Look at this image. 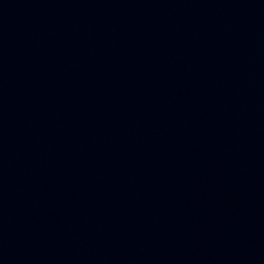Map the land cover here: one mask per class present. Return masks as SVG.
Masks as SVG:
<instances>
[{"label": "water", "instance_id": "1", "mask_svg": "<svg viewBox=\"0 0 264 264\" xmlns=\"http://www.w3.org/2000/svg\"><path fill=\"white\" fill-rule=\"evenodd\" d=\"M0 264H264V0H0Z\"/></svg>", "mask_w": 264, "mask_h": 264}]
</instances>
